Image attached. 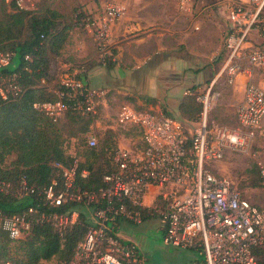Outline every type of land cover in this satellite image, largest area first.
Returning a JSON list of instances; mask_svg holds the SVG:
<instances>
[{
	"label": "built area",
	"instance_id": "2783aa9c",
	"mask_svg": "<svg viewBox=\"0 0 264 264\" xmlns=\"http://www.w3.org/2000/svg\"><path fill=\"white\" fill-rule=\"evenodd\" d=\"M5 1L25 9L24 0ZM193 1L176 3L181 11L189 12ZM263 10L264 0H228L225 5L230 27L224 34L222 64L215 78L222 77L232 85L237 76L242 77L235 129L221 132L208 125L211 83L205 93L195 97L201 108L193 122L159 110H137L124 102L115 122L136 131L140 144L135 149L116 147L110 168L101 176L103 186L96 191L77 185L76 178L87 174L79 169L77 158L66 167L52 163L60 170V179L43 186L35 187L20 175L14 196H32L33 200L21 213L0 212V231L17 239L32 225L49 224L61 236L78 221L79 211L66 207L73 203L84 209L88 224L72 256L56 264H140L142 257L136 245L119 236L117 224L137 225L145 218L158 220L162 243L201 252L202 257L189 264H260L264 207L255 206L227 177L213 174L208 166L221 158L225 146L243 149L264 117V90L254 81L255 72L264 73V37L259 43L251 42V34L259 31ZM125 11L123 3L107 2L98 14L85 12L80 19L102 58L110 56L109 25ZM14 57L13 51H0L2 100L16 98L23 91L19 71L8 69ZM25 59L29 60L27 56ZM64 67L69 71L58 76L54 99L33 102L31 107L54 121L66 111L96 114L104 90L89 86L83 66ZM40 83L45 82L40 79ZM190 93L187 89L184 95ZM96 142L92 135L86 139L89 147ZM255 164L264 178V156ZM10 188L9 181L0 179L1 193L7 194ZM0 264L25 263L5 260Z\"/></svg>",
	"mask_w": 264,
	"mask_h": 264
},
{
	"label": "rangeland",
	"instance_id": "374dc122",
	"mask_svg": "<svg viewBox=\"0 0 264 264\" xmlns=\"http://www.w3.org/2000/svg\"><path fill=\"white\" fill-rule=\"evenodd\" d=\"M200 1L194 0L190 11L183 12L177 7L176 0H48L51 7L64 15L70 14L71 8L76 6L82 7L87 15H91L98 14L101 7L107 2L123 3L126 7L124 16L112 23L128 17V20L133 22V28H130L131 30L124 32V34H118L116 39L112 40L114 42L110 39L107 47L109 53L121 51L122 58L120 60L124 65L127 63L130 66L133 63L137 64L139 57L136 56H141L138 49L141 48L142 44H139L136 38L141 36L142 30L141 28H135L134 24L136 20L144 22L146 25L144 31L149 29V32L153 34L149 37V45H147L151 55L158 45L160 48V52L152 58V64L167 56L172 63H176V73L166 75L168 78L167 84H173L175 87L177 84L180 85L178 78L184 73L181 64L182 66L189 65L191 60L190 75L192 79L189 82L191 95L194 96L196 101L195 97L205 93L211 83L209 95L212 97L207 114L208 122L210 125L221 129V132L231 131L237 126L235 107L242 99V77L241 75L237 76L235 83L232 85L226 84L222 77L215 78L222 64V44L224 34L230 27V22L226 17L225 8L220 10L218 8L219 4L215 3V0ZM5 2V0H0V9L6 7ZM40 2L41 0H24V7L25 9H34ZM260 20L257 41L264 37V10ZM78 23L69 32L64 47L60 49L57 55L52 56L54 69L51 73L62 75L66 63L73 64V67L84 65L88 70L87 66L89 64L87 63L91 61V52L96 53V48L91 33L80 25V20ZM133 55L134 57H131ZM178 58L184 62H181V64L176 62ZM109 60L111 64V58ZM16 64L15 56L8 69H14ZM97 66L104 67L106 70L113 69V65L108 69L106 64L100 63ZM113 73L115 75V69ZM99 75L97 74V76ZM134 75L135 73L132 76ZM164 75L162 71L158 78L161 79ZM114 77L117 79V76L112 74L106 80L109 82L111 79L114 80ZM133 78H130L127 74L126 84L131 83L133 85ZM86 79L89 80V86L100 88L105 92L100 99L98 114L86 135V139L92 135L99 143L104 132L111 129L115 133L116 146L135 149L138 145L136 135L115 122L119 105L124 102L129 103L137 110L152 109L156 111L155 106H157V109L166 115L182 116L175 109L168 107L167 102L162 99L161 95L144 96L137 92L134 85L129 88L127 86L126 89L122 88L123 85L120 80H116L115 84L105 85L99 83L98 79L92 84L90 78ZM164 81L158 80L159 83ZM254 81L264 90L263 72H255ZM68 139L66 153L71 156L78 154L75 158L81 160L82 157L79 156V153L81 147L85 145L86 139L81 141V145L76 142V139ZM262 156H264V117L254 130L253 135L248 138L243 149L232 150L228 146L223 147L221 158L210 162L211 166H208V168L215 175L227 177L255 206L264 207V178L260 176L255 164ZM10 159L11 157L6 160V163ZM136 238L142 243L139 247L142 254L141 264H189L194 259L202 257L200 251L182 249L162 243L159 230L153 233L138 232ZM56 262V258H51L48 261H43L42 264H56Z\"/></svg>",
	"mask_w": 264,
	"mask_h": 264
},
{
	"label": "trees",
	"instance_id": "16d2710c",
	"mask_svg": "<svg viewBox=\"0 0 264 264\" xmlns=\"http://www.w3.org/2000/svg\"><path fill=\"white\" fill-rule=\"evenodd\" d=\"M5 5L0 9V51L15 52L17 64L14 70L19 71L23 90L16 98L0 99V179L11 184L7 194L0 192V212L11 215L24 211L33 200L32 196H14L18 177L25 175L28 183L35 187L46 185L52 179L59 181L60 170L52 163L58 162L63 167L72 163L78 154L71 156L66 153L68 138L76 139L81 145L99 109L96 114L66 111L59 120L54 121L31 107L33 102L54 99L53 91L58 88L56 81L60 74L51 73L54 69L51 59L64 47L69 32L84 15L82 7H73L70 14L64 15L51 7L48 0H41L34 9H20L11 2H5ZM26 56L29 60L25 59ZM110 58H102L96 48L87 68L100 63L106 64L107 69L111 68L113 62L109 63ZM68 64L73 66L71 63L64 65ZM76 66H83L87 70L84 65ZM63 71L68 72L69 69ZM40 79L45 83L41 84ZM191 94L183 95L178 109L184 120L193 122L201 105ZM127 131L137 137L136 131ZM115 138V133L108 129L95 146L89 147L85 143L81 147L79 156L82 159L78 165L87 174L76 178L80 188L97 191L103 186L101 176L110 168L117 147ZM137 144L140 142L137 141ZM9 157L11 159L6 163ZM66 207L77 209L79 217L61 236L49 224L32 225L26 235L17 239H11L0 231V262L11 260L42 264L51 258H70L85 232L88 219L80 205L70 203ZM258 261L264 264V251L258 254Z\"/></svg>",
	"mask_w": 264,
	"mask_h": 264
},
{
	"label": "crops",
	"instance_id": "0c3cea01",
	"mask_svg": "<svg viewBox=\"0 0 264 264\" xmlns=\"http://www.w3.org/2000/svg\"><path fill=\"white\" fill-rule=\"evenodd\" d=\"M215 1H216L215 3L219 4L218 8L220 10H223L228 0H215ZM200 2H202V0ZM134 25H135V28L137 29L141 28L142 30L141 36L136 38L137 42L139 44H142L141 48L138 49L141 56H136V57H139V62L137 64L133 63L131 64V66L129 65V63L127 64L125 63L126 65H124L123 62L120 60V58H122V52L120 51L117 53L113 51L110 53L111 60L113 62V69L106 70L104 67L101 68V67H98L97 65H94V66H91L87 70L86 78H90L91 84L95 83L94 81L98 79L100 81L99 83H104L105 85L106 84L108 85L109 83L115 84L116 80L117 81L120 80L123 85L122 88H125V89L127 86L129 88L134 85L137 92H140L144 96L161 95L162 99L165 100V102H167L168 107L175 109L176 111L179 112V109H178L179 102L182 99L185 90L189 89V85H190L189 82L192 79V76L190 75L191 74V60L189 61V65L185 64L182 66L181 62L183 63L184 61L178 58L176 62L180 63L181 68L184 70L183 75L179 76L178 78L180 80L179 82L180 85L177 84V86L175 87V85L173 84H169V83L167 84L168 78L166 77V75L170 73H176V69H175L176 63L175 62L172 63L170 61L171 59L167 56L166 58H163L160 61L158 60L157 62L152 64V61H151L152 58L160 52L159 51L160 48L158 47L159 45L157 46V49L152 52V55H151L150 50H148L147 48V45H149L148 43L149 37L153 36L152 32H149V29L145 30L146 32L144 31V28L146 25L142 21L136 20ZM130 28H133V22H130L128 20V17H124V19L117 21L115 23H110L109 28H108L109 41L110 39L111 41L114 40V38L116 39L118 34H124V32L131 30ZM258 38L259 37L256 32H253L251 34L252 43H258L260 40L259 39L257 41ZM144 42H146L145 45H143ZM93 57H94V53L91 52V61ZM131 57H134V55ZM114 69H115V75L117 76L116 77L117 79H115L114 77V80L111 79L108 82L106 80L107 77L110 78L112 74L113 76H115L113 73ZM162 71L164 72L165 75L161 79H159L158 75L162 73ZM134 73L135 75L132 76ZM97 74H100V75L97 76ZM127 74L130 76V78L134 77L133 78L134 82L132 83L133 85H131V83L126 84L125 78H127ZM86 80H87V83L89 84L88 82L89 80L88 79ZM158 80H162V81L165 80V81L163 83L162 82L159 83ZM155 107H156L155 109L158 111L157 109L158 107L157 106ZM176 118L183 120L182 116H178ZM158 230L161 232L160 224L156 218H145L140 224H137V225H132L126 222H118L117 224V232L119 236L125 241H130L134 243L137 246L138 252L140 253L141 257H142V254L140 252L139 247H141L142 243L136 238L138 232L153 233Z\"/></svg>",
	"mask_w": 264,
	"mask_h": 264
}]
</instances>
